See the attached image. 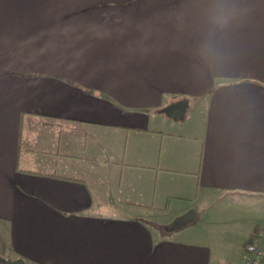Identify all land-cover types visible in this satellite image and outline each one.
I'll use <instances>...</instances> for the list:
<instances>
[{"label":"crops","instance_id":"1","mask_svg":"<svg viewBox=\"0 0 264 264\" xmlns=\"http://www.w3.org/2000/svg\"><path fill=\"white\" fill-rule=\"evenodd\" d=\"M212 3L0 0L1 257L244 264L264 213L218 236L200 211L264 204V0L214 39ZM172 202L197 222L159 225Z\"/></svg>","mask_w":264,"mask_h":264},{"label":"rangeland","instance_id":"2","mask_svg":"<svg viewBox=\"0 0 264 264\" xmlns=\"http://www.w3.org/2000/svg\"><path fill=\"white\" fill-rule=\"evenodd\" d=\"M213 200V203H209V205L202 208L200 212L204 215H208V217L213 220L216 218L218 220L217 223H220V221L224 222L223 225L211 228L213 232L219 230L217 232L218 236H222L225 230L233 228L231 222L236 223L240 230L242 232L245 231L244 234L248 235L252 232L250 227L252 220L255 216L264 213V204L262 205V209H260V206L255 203L258 201L257 198L251 196H215ZM180 205L179 202H172L167 214L155 220L160 221L161 224L159 223V225L169 228L176 219L177 209Z\"/></svg>","mask_w":264,"mask_h":264},{"label":"clouds","instance_id":"3","mask_svg":"<svg viewBox=\"0 0 264 264\" xmlns=\"http://www.w3.org/2000/svg\"><path fill=\"white\" fill-rule=\"evenodd\" d=\"M241 11L235 0H213L208 9L210 37L214 39L217 32L229 29ZM205 47H209L208 41H206ZM212 50L215 51L214 45H212Z\"/></svg>","mask_w":264,"mask_h":264},{"label":"built area","instance_id":"4","mask_svg":"<svg viewBox=\"0 0 264 264\" xmlns=\"http://www.w3.org/2000/svg\"><path fill=\"white\" fill-rule=\"evenodd\" d=\"M244 264H264V228L253 232L246 242Z\"/></svg>","mask_w":264,"mask_h":264},{"label":"water","instance_id":"5","mask_svg":"<svg viewBox=\"0 0 264 264\" xmlns=\"http://www.w3.org/2000/svg\"><path fill=\"white\" fill-rule=\"evenodd\" d=\"M199 216L195 209H190L180 217H178L174 223L169 227L170 231L179 230L189 224L197 222ZM1 264H29L24 258L6 259L0 256Z\"/></svg>","mask_w":264,"mask_h":264},{"label":"trees","instance_id":"6","mask_svg":"<svg viewBox=\"0 0 264 264\" xmlns=\"http://www.w3.org/2000/svg\"><path fill=\"white\" fill-rule=\"evenodd\" d=\"M261 228H256L254 232H258L260 231Z\"/></svg>","mask_w":264,"mask_h":264}]
</instances>
